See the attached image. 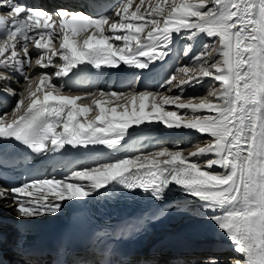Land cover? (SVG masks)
I'll return each mask as SVG.
<instances>
[{"label": "snow or ice", "instance_id": "6c2138e0", "mask_svg": "<svg viewBox=\"0 0 264 264\" xmlns=\"http://www.w3.org/2000/svg\"><path fill=\"white\" fill-rule=\"evenodd\" d=\"M0 9V81L16 73L26 82L12 108L0 113V140L48 156L66 146L120 153L137 128L153 123L206 137L188 155L177 145H161L72 167L62 177L0 181V207L12 208L18 220H34L116 189L163 201L176 186L231 242L240 257L231 264H264V0H211V6L208 0H119L103 13L0 0ZM201 37L206 39L190 56ZM178 41L186 42L181 50L190 60L161 83L166 92L137 90L139 75L119 90L80 89L73 79L89 67L100 75L122 65L149 70ZM33 65L56 71L30 76L25 68ZM206 79L211 82L203 95H185V85L194 88ZM5 90L16 95L10 86ZM91 113L94 119H88ZM166 214L160 209L140 224ZM60 255L58 250L53 264H67ZM206 264H219V258Z\"/></svg>", "mask_w": 264, "mask_h": 264}, {"label": "bare ground", "instance_id": "6f19581e", "mask_svg": "<svg viewBox=\"0 0 264 264\" xmlns=\"http://www.w3.org/2000/svg\"><path fill=\"white\" fill-rule=\"evenodd\" d=\"M153 2H155V0H153ZM209 5L211 6V0H208ZM143 11V9H142ZM205 37H201L200 40L193 42V49L190 53L191 55H194L196 51H199L200 49V44L205 40ZM119 43V42H118ZM185 41H178L176 46L173 48L172 53L169 55V57H167L166 59L170 58L174 52H177L181 45L185 44ZM190 56H184L183 59L181 60V62L179 60L174 59L173 57L171 58L170 62H169V66H170V70H172V72H175L176 69L175 67H177V69L179 67H183L186 66L189 63L190 60ZM213 56H215V53H213ZM171 72V74H172ZM119 74V71L117 70V72H115L114 74H112L113 79H110L111 76H109V78L107 79V82L103 83V85L108 84V89H112V90H119L121 88V85L117 82V75ZM178 76L180 75L178 72L176 73ZM157 79H160V75ZM211 81L206 79L204 84L202 85H197L196 87H187V85H185V95L186 96H201L206 92V89L209 85ZM162 83V82H161ZM159 84H156V88L154 89V91H161V92H166L165 88H161ZM178 83V81H174L173 84ZM14 88H18L17 84H13ZM20 89V87H19ZM148 90H152L151 87H147ZM140 90V89H137ZM178 91V89H174L173 90ZM3 96H7L6 94H3ZM174 110V109H173ZM182 113L186 112L187 110H179ZM89 117L91 119L95 118V113L94 115L91 113L89 114ZM13 118L11 115L8 116V119ZM160 124V123H158ZM163 125V124H161ZM145 127H149L150 125H144ZM187 133L191 134L187 137L184 138H180V139H170V138H163L160 139L158 141H156L153 144L150 145H145V147H141L140 145H138L133 152H131L130 154H135V153H143V152H151L156 150V148L158 146H168V147H172L173 145H177L180 148L185 149V155H188V152L191 150H194V148L192 147V145H194L195 143H198L200 140L205 139L206 137H202L199 133L192 131V130H187ZM101 148H103L104 146H100ZM111 152V151H110ZM110 152H101V153H105L104 156H100V161H107V160H111L113 158L110 157ZM125 151H121L120 153H115L116 156H122ZM127 154V155H130ZM192 159H196L195 157H193ZM217 171H220L219 169H217ZM181 199L180 201V214L183 216L186 215H191L197 211L200 210V205L199 202L197 200H191L188 202L189 197L184 195V194H179L178 195V201ZM5 203L4 201H0V204ZM66 203V202H65ZM67 207L62 209V212L66 209ZM46 216L44 217H40L38 219H34V220H18L17 216L14 212V210L12 208H8V207H0V230L6 232L8 235H13L15 236V240L16 242L20 245V246H24L26 244V235H27V230L30 228V225L35 224L37 222H39L40 220L44 219ZM180 217V216H179ZM179 217H174V219L172 220V222H168L165 225H161L160 228L164 229L167 227V225H177V223H179L182 220H179L181 218ZM6 230V231H5ZM191 247V253H188L187 255L182 257V261L185 262V264H206V260L209 257L212 256H217L219 258V263H224V262H228V261H232L233 259H238L240 258L238 256L237 253H235L234 251H232V244L231 242L227 239L226 236H221L219 238H215V239H207L204 240L202 242H197L196 244H193L190 246ZM215 248L216 251H213L212 249ZM192 254L198 255L196 257H194ZM204 255H209V256H204Z\"/></svg>", "mask_w": 264, "mask_h": 264}, {"label": "rangeland", "instance_id": "374dc122", "mask_svg": "<svg viewBox=\"0 0 264 264\" xmlns=\"http://www.w3.org/2000/svg\"><path fill=\"white\" fill-rule=\"evenodd\" d=\"M219 264H231V261L224 262V263H219Z\"/></svg>", "mask_w": 264, "mask_h": 264}]
</instances>
